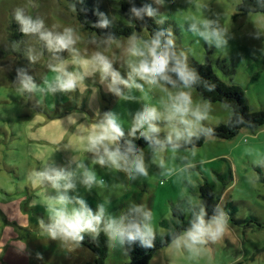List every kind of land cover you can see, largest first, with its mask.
I'll return each mask as SVG.
<instances>
[{
  "label": "rangeland",
  "instance_id": "obj_1",
  "mask_svg": "<svg viewBox=\"0 0 264 264\" xmlns=\"http://www.w3.org/2000/svg\"><path fill=\"white\" fill-rule=\"evenodd\" d=\"M241 1L166 0L159 5L150 0L159 9L154 19L161 22L160 18L165 17L163 22L174 32L176 45L187 54L188 61L209 62L220 79L242 89L252 110H259L264 107V13H239ZM94 2L116 17L114 0ZM17 7L44 20L49 29L72 27L79 37L76 47L84 56L96 51L94 41L103 39L79 23L71 0H0V264H95V254L87 246L53 240L44 233L41 221L47 222L49 213L41 201L55 195V190L34 187L29 179L33 170L52 161L56 167L74 168L72 157L85 163L103 181L90 192L78 183V194L90 206L105 203L110 213L122 215L130 203L143 204L153 212L156 234L166 231L160 222L172 217L171 203L183 198L202 203L199 184L205 179L222 195L223 205L236 206V220H228L221 239L209 241L198 254L169 244L158 249L148 264H264V125L256 130L243 128L232 138L207 137L202 146L180 149L179 154L170 148L154 153L146 145L142 149L149 174L135 181L125 171L101 167L84 147V136L98 119L95 113L112 110L127 129L138 109L149 104L163 111L177 89L146 83L143 90L125 89L135 99H122L108 92L96 74L86 78L87 91L83 93L77 89L45 96L21 94L15 82L17 69H26L38 84L44 78L51 79L54 73L48 67L51 54L41 41L32 35L17 37L19 25L13 18ZM205 17L218 20L229 30L227 47H212L186 30L190 19ZM135 34L150 36L148 29ZM129 37L117 38L104 49L124 75ZM30 50L39 55L35 62L28 59ZM63 55L67 58L68 54ZM220 62L233 68V74H228ZM72 68L78 70L79 66ZM191 97L193 106L209 110L203 124L217 125L230 119L232 109L225 103L206 100L195 88L191 89ZM69 114L76 115V124L68 122ZM81 125L84 129L78 132ZM166 131L167 126L160 135L165 136ZM193 151L195 157L191 155ZM183 155L192 159L195 167L185 171L179 159ZM169 169L171 173L166 175ZM229 169L233 179L223 187L216 173H228ZM252 217L262 226L243 222ZM109 241L107 264L127 263L125 246L116 245L110 238Z\"/></svg>",
  "mask_w": 264,
  "mask_h": 264
},
{
  "label": "clouds",
  "instance_id": "obj_2",
  "mask_svg": "<svg viewBox=\"0 0 264 264\" xmlns=\"http://www.w3.org/2000/svg\"><path fill=\"white\" fill-rule=\"evenodd\" d=\"M129 2V15L133 21L142 20L146 15L156 16L159 11L150 2L139 6L135 0ZM165 3L166 0H156V4ZM257 3L264 5V0H257ZM96 15V28L110 27L111 20L107 14L98 11ZM13 18L22 34L35 36L51 54L48 67L54 73L51 79L44 78L43 83L38 84L26 69H17L15 82L17 91L21 94L39 93L45 96L77 89L83 93L87 91L84 83L86 78L96 74H99L100 84L105 85L108 92L122 99H135L125 89L143 90L146 83L177 89L170 95V103L164 106L163 111L149 104L138 109L127 129L116 112L108 110L101 113L98 110L95 113L97 122L84 136V147L92 154L95 164L125 171L135 181L139 176L146 177L149 174L145 153L135 139L137 136L146 141L154 153L170 148L179 154L180 149L186 145L194 148V141L215 135L214 128L203 124L208 119V108L193 106L191 97V89L194 87L202 84L207 91L212 92L215 84L203 81L199 73L190 66L187 54L177 49L174 32L163 25L165 17L160 18L161 26L155 28L150 36L133 34L129 37L126 75L122 74L114 60L104 51L115 41V34L108 33L103 39L94 41L96 51L90 56H84L76 47L79 37L72 27H65L61 31L49 29L44 20L26 14L22 7L14 9ZM186 30L215 48L227 47L230 39L229 30L221 26L218 20L208 17L190 19ZM16 47H19L18 43ZM64 53L68 54L67 58ZM38 58V54L29 51L30 62H35ZM74 65L79 66L78 70H73ZM96 92L97 89L94 88L93 94ZM66 119L71 124L77 122L75 114H69ZM242 119L239 118V121L242 122ZM165 126L166 135L161 139L160 133ZM83 129L84 126L81 125L77 131L82 132ZM122 139L126 146L120 143ZM191 155L195 157V151ZM179 159L185 171L195 167L193 160L187 155L179 156ZM70 163L75 167H56L52 161L30 173L29 179L34 187L55 190V195H47L41 201L49 213L47 222L41 221L44 233L53 240L78 246L85 239V234L103 230L116 245L152 248L156 238L152 210L143 204L130 203L126 212L116 215L108 211L105 203H100L95 208L90 206L78 194V183L90 192L103 181L98 180L96 172L75 157H72ZM170 173L169 169L165 174ZM189 183L192 181L189 180ZM186 211L191 216L189 226L181 232L171 233V244L177 249L183 248L198 254L203 245L221 239L228 229V214L220 205L209 216L202 203L190 198ZM37 255L42 259L40 254Z\"/></svg>",
  "mask_w": 264,
  "mask_h": 264
},
{
  "label": "trees",
  "instance_id": "obj_3",
  "mask_svg": "<svg viewBox=\"0 0 264 264\" xmlns=\"http://www.w3.org/2000/svg\"><path fill=\"white\" fill-rule=\"evenodd\" d=\"M74 2L76 17L79 23L88 30L96 33L100 37H105L108 33L115 34V38L128 37L137 32H141L144 29H148L150 35L152 31L161 26V22H157L154 16H145L142 20L133 21L129 15V8L131 6L129 0H114L117 13L116 17H112L104 6H100L94 2V0H71ZM150 2V0H135L137 6ZM151 3V2H150ZM239 13L247 14L251 12L264 13V5L257 3V0H242L238 5ZM103 12L108 15L111 20V25L107 29L96 28L94 23L97 21V12ZM164 26H168L163 22ZM16 26V25H14ZM17 27V26H16ZM169 27V26H168ZM19 39L23 38L19 29H17ZM177 49L179 47L177 46ZM201 76L203 81L215 84V90L212 92L207 91L203 85L194 87L201 96L211 102H222L230 106L232 109V115L228 122L220 123L217 125L204 124L207 127L215 129V135L221 138H232L236 136L241 129L249 128L256 130L264 125V107L259 110H252L247 104L246 97L241 88L235 83H227L220 79L214 71L213 66L207 63H198L196 61L189 62ZM227 69L228 74H233V68H227L223 62L219 63ZM243 118L242 122L239 118ZM161 139L164 136L160 135ZM206 138H201L199 141H194L195 146H202ZM120 143L126 146L125 141L122 139ZM137 143L141 148L148 145L142 138H138ZM192 145H186L182 149L192 148ZM218 178L222 181L223 187L229 184V181L233 179L232 170L229 169L228 173H216ZM264 179V178H263ZM199 194L202 200V204L206 207L208 215L211 216L217 205H220L228 214V220H236L235 212L236 206L232 203L222 204L220 193H216L207 179L203 180L199 184ZM188 198L180 199L176 203H171L172 217L170 219H163L160 224L166 229L163 234H156L154 246L152 248H143L138 245L133 248L125 249L129 256V261L125 264H148L153 254L160 248L171 244V233L181 232L189 226L191 219L190 213L186 211L188 208ZM243 222L255 223L258 226H262V223L256 218H247ZM87 246L95 254V264H107V258L110 253V241L108 235L101 230L97 234H85V239L80 243Z\"/></svg>",
  "mask_w": 264,
  "mask_h": 264
}]
</instances>
